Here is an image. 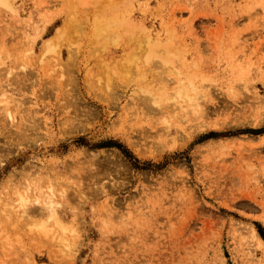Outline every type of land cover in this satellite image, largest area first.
I'll use <instances>...</instances> for the list:
<instances>
[{
    "label": "rangeland",
    "instance_id": "1",
    "mask_svg": "<svg viewBox=\"0 0 264 264\" xmlns=\"http://www.w3.org/2000/svg\"><path fill=\"white\" fill-rule=\"evenodd\" d=\"M0 3V264H264V0Z\"/></svg>",
    "mask_w": 264,
    "mask_h": 264
},
{
    "label": "bare ground",
    "instance_id": "2",
    "mask_svg": "<svg viewBox=\"0 0 264 264\" xmlns=\"http://www.w3.org/2000/svg\"><path fill=\"white\" fill-rule=\"evenodd\" d=\"M6 1H7V0H6ZM0 4H1V3H0ZM6 4H8V2L5 3L4 7H7ZM8 5H9V4H8ZM7 9H8V8H7ZM9 9H10V8H9ZM57 36H58V34H57ZM53 39H55V38H53ZM145 39H146V38H145ZM50 40H52V39H50ZM150 41H151V40H150ZM48 42H49V41H48ZM48 42H47V43H48ZM145 43H146V41H145ZM48 45H49V44H48ZM44 46H45V45H44ZM44 48H45V47H44ZM53 48H54V45H53ZM154 49H155V47H154ZM47 50H48V49H46L45 51H47ZM149 50H151V47L149 48ZM149 50H148V51H149ZM151 51H153V50H151ZM151 57H152V55H151ZM3 63H4V62H3ZM166 63H167V62H166ZM20 65H21V64H20ZM24 65H25V64H24ZM22 67H24L23 64H22L21 67H19V68L21 69ZM19 68H18V70H20ZM3 69H5V68L1 67L0 70H3ZM9 69H10V68H9ZM22 70H24V69H22ZM8 71H10V70H8ZM8 71H7V73H8ZM16 72H17V70H16ZM16 72H15V73H16ZM24 72H25V71H24ZM24 72H23V73H24ZM5 73H6V69H5ZM9 73H10V72H9ZM28 73H29V71H28ZM28 73H27V74H28ZM3 74H4V73H3ZM13 74H14V73H13ZM13 74H12V76H13ZM17 74H18V73H17ZM17 74H15V75H17ZM0 75H1V73H0ZM18 75H19V74H18ZM6 76H7V75H6ZM6 76H5V78H7ZM10 76H11V74H10ZM10 76H9V78H10ZM19 76H20V75H19ZM19 76H18V78H19ZM0 77H1V76H0ZM3 77H4V76H3ZM9 78H7V79H8L9 82H11L12 80L10 81ZM16 78H17V77H16ZM16 78H14L15 81L17 80ZM22 78H24V77H22ZM26 78H27V77H26ZM11 79H13V78H11ZM14 79H13V81H14ZM24 79H25V78H24ZM27 79H28V78H27ZM4 80H5V79H4ZM5 81H7V80H5ZM15 81H14V83H15ZM17 81H18V80H17ZM23 81H24V80H23ZM26 81H27V80H25L24 82H25V85L27 86L28 83H26ZM29 82H30V81H29ZM3 83H4V82H3ZM11 83H12V82H11ZM16 83H18V82H16ZM22 83H23V82H22ZM12 84H13V83H12ZM12 84H11V85H12ZM19 84H20V82H19ZM11 85H9V86H11ZM15 85H16V84H15ZM189 85H190V84H189ZM7 86H8V85H7ZM7 86H6V87H7ZM191 86H192V85H190V87H191ZM17 87H18V86H17ZM180 87H183V86L180 85ZM192 87H193V86H192ZM20 88H21V87H20V85H19V89H20ZM183 88H184V87H183ZM7 89H8V88H7ZM9 89H11V88H9ZM178 89H179V88H178ZM178 89H177V91H179L181 88H180L179 90H178ZM3 90H4V89H2V92H3ZM185 90H186V87H185V89H184L183 91H185ZM190 90H191V88H190ZM191 91H193V93H194L195 89H193V90H191ZM180 92H181L180 94H182V90H181ZM178 93H179V92H178ZM184 93H185V92H184ZM184 93H183V94H184ZM195 93H196V92H195ZM195 93H194V94H195ZM199 93H200V92H199ZM180 94H178V95H180ZM194 94H193V95H194ZM184 96H185V95H184ZM196 96H197V93L194 95V97H196ZM199 96H201V95H198V97H199ZM180 97H181V96H180ZM186 97H187V95H186ZM192 97H193V96H192ZM192 97L190 96V98H189V96H188V98H186V100L189 99V100H188L189 103H188L187 105H188V108H190V110H191V111L189 110L190 113H192V112L195 113L194 111L197 110V107L199 106V104H198L197 102H195V98L193 99ZM196 99H197V97H196ZM201 99H202V98H201ZM201 99L199 98V99H197V100H201ZM201 101H202V100H201ZM2 102H3V101H2ZM2 102H0V103H2ZM5 102H6V101H5ZM5 102H4V103H5ZM198 102H199V101H198ZM5 104H6V103H5ZM7 104H8V103H7ZM15 108H16V107H15ZM5 109H7V108H5ZM1 111H2V110H1ZM4 111H5V110H4ZM4 111H3V112H4ZM5 112H6V111H5ZM4 114H5V113H4ZM6 114H7V116H6V115H4V116H6L7 120L9 119L8 121H10V120L12 121L13 118H15V117L12 116L13 113L9 114V112H6ZM201 114H202V113H201ZM201 114H200V113H199V114L197 113V114H195V115H197V117H198V115H199V117H201V116H202ZM22 115H23V114H22ZM21 118H22V116H21ZM23 118H24V116H23ZM25 120H27V119H25ZM25 120H24V121H25ZM21 121H22V119H21ZM22 122H23V121H22ZM22 122H21V124H22ZM162 122H163V121H162ZM164 122H165V121H164ZM13 123H14V122H13ZM13 123H12V124H13ZM27 123H29V122L27 121ZM23 124H24V123H23ZM25 124H26V123H25ZM13 125H14V124H13ZM31 125H32V124H31ZM10 126H11V125H10ZM10 126H8L9 130H10ZM21 126H22V125H21ZM81 126H82V125H81ZM166 126H168V124H166ZM26 127H27V125H26ZM29 127H31V126L28 125V128H29ZM78 127L81 128V129L83 128V126H82V127L78 126ZM79 128H78V129H79ZM164 128H165V127H163V129H164ZM74 129H77V128L74 127ZM165 129H166V128H165ZM3 130H5V129H3ZM3 130H2V131H3ZM9 130H6V131L9 132ZM21 130H23V129H21ZM79 130H80V129H79ZM2 131H1V133H2ZM6 131H4V136L7 137V135H5ZM14 131H15V130H14ZM24 131H25V130H24ZM27 131H28V130H27ZM12 132H13V131H11V134H12ZM21 132H22V131H21ZM19 133H20V132H19ZM27 133H29V131H28ZM27 133L24 132V135H23V133H21L20 135L17 134V135H16V138H17V136L20 137L21 135H23V136H21V137L23 138ZM14 134H15V133H13V136H14ZM11 136H12V135H11ZM19 137H18V138H19ZM21 137H20V138H21ZM3 138H4V137H3ZM7 138H8V140H10L11 143H12V139H9V137H7ZM18 138H17V140H18ZM20 138H19V141H21V139H22V138H21V139H20ZM24 138H26V139L24 140ZM24 138H23V141H21V142H24V141L30 142L32 139H34V138H32V139L30 140L31 137H30V138L28 137V139H29V141H28V140H27V136H25ZM4 139H5V138H4ZM13 139H15V137H14ZM6 140H7V139H6ZM15 141H16V139H15ZM32 141H33V140H32ZM13 142H14V141H13ZM33 142H34V141H33ZM33 142H30V143H33ZM16 143H20V142L17 141V142H15V143H13V144L15 145ZM25 143H26V142H25ZM22 144H24V143H22ZM22 144H20V145H22ZM16 145H17V144H16ZM177 145L179 146L180 144H177ZM181 146H182V145H181ZM181 146H180V147H181ZM176 148H177V147H176ZM0 152H1V151H0ZM3 153H5L4 155H6V153H9V152L6 151V152H3ZM3 153H2V154H3ZM0 154H1V153H0ZM2 154L0 155V157L2 156ZM9 155H10V154H9ZM3 157H4V156H3ZM5 157H6V156H5ZM1 159H3V158H1ZM3 160H4V159H3ZM117 160H118V159H116V161H117ZM0 161H1V160H0ZM22 167H23V166H22ZM24 167H25V166H24ZM22 169H23V168H22ZM22 169H21V170H22ZM19 171H20V170H19ZM16 172H18V171H16ZM19 173H20V172H19ZM10 174H11V173H9V176H10ZM14 174H16V173H14ZM14 174H12V176H13ZM22 183H23V182H22ZM25 184H26V182H25ZM26 186H27V185H26ZM27 187H28V186H27ZM27 187H26V188H27ZM24 188H25V186H24ZM27 189H28V188H27ZM24 190L26 191V189H24ZM16 191H17V190H16ZM18 192H19V191H18ZM48 192H49V194H48ZM48 192H47V196H46L45 199H44V205H43V207H44V209L47 211L48 216L51 217V218H49V217H48V218H49V219H52V218L55 217V216H54L55 214H54V212H53V208H52V206H53L52 193H51V191H48ZM19 193H20V192H19ZM45 194H46V193H45ZM15 195H17V194H15ZM43 195H44V194H43ZM18 196H19V197H18L19 199H18V204H17V206H18V208H22V209L25 210V208H23V207L29 202V200L26 198L27 196H26V197H23L24 195L21 196V194H20V195L18 194ZM39 196H40V194H39ZM39 196H38V197H39ZM38 197H37V198H34L32 201H31V200H30V201L33 202V203H39V198H38ZM42 198H43V197H42ZM42 200H43V199H42ZM16 203H17V202H16ZM24 210H23V211H24ZM26 210H27V209H26ZM52 220H53V219H52ZM55 220H56V219H55ZM57 220H58V219H57ZM53 221H54V220H53ZM59 221H60V220H59ZM56 222L58 223V221H56ZM56 222H55V223H56ZM32 224H33V223H32ZM44 225H45V223H43V221H42V222L40 221V222L36 223V224L34 225V227H35L34 229H36L35 231H37L38 233H43V232H45V228H44V227H46V225H45V226H44ZM60 225H61V223H60ZM32 226H33V225H32ZM61 227H64V226H61ZM46 228H47V227H46ZM57 228H58V227H57ZM34 229H32V230H34ZM59 230H60V229H59ZM46 235H47V233H46ZM257 245H258V246H261V248H262L263 251H264V243H263V241L260 240L259 238H257ZM68 250H69V249H68ZM71 252H72V251H71ZM73 252H74V250H73ZM71 254L73 255V253H71ZM72 255H71V256H72Z\"/></svg>",
    "mask_w": 264,
    "mask_h": 264
}]
</instances>
